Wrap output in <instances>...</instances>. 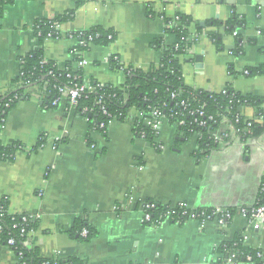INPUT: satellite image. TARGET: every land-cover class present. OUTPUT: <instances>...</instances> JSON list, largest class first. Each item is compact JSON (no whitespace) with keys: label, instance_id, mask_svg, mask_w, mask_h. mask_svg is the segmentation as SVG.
I'll list each match as a JSON object with an SVG mask.
<instances>
[{"label":"crops","instance_id":"crops-1","mask_svg":"<svg viewBox=\"0 0 264 264\" xmlns=\"http://www.w3.org/2000/svg\"><path fill=\"white\" fill-rule=\"evenodd\" d=\"M66 12L73 20L59 27V39L44 42L45 60L64 70L78 46L76 33L110 31L115 41L90 46L82 56L85 64L74 63L72 69L81 70L87 83L114 87L124 84L125 75L110 69L112 57L124 68L158 67L163 52L154 42L174 43L165 20L183 15L202 27L231 18L243 22L233 35L221 28L196 36L180 58L182 76L194 90L219 93L230 86L240 95L258 97L264 115V73L243 74L264 67V0H13L0 19V98L20 87L15 83L19 59L40 47L33 24ZM211 33L219 37V49ZM237 45L242 52L234 55ZM46 87L27 88L0 128V145L19 147L11 161L0 162V199H7L10 214L37 222L29 247L44 258H77L85 264H250L228 257L221 262L220 247L240 238L243 247L259 249L264 257V223L255 228L239 213L221 228L215 221L142 224L139 210L146 202L191 210L251 207L264 177V135L245 144L232 140L197 161L195 139L183 140L167 122L155 139L160 150L135 138L127 121L111 122L105 134L90 132L64 96L48 105ZM240 114L253 119L255 109L243 108ZM77 218L96 230L91 242L69 238ZM0 264H17L1 242Z\"/></svg>","mask_w":264,"mask_h":264},{"label":"trees","instance_id":"trees-1","mask_svg":"<svg viewBox=\"0 0 264 264\" xmlns=\"http://www.w3.org/2000/svg\"><path fill=\"white\" fill-rule=\"evenodd\" d=\"M13 4V0H0V19L3 17L4 9ZM74 14L66 12L51 20L36 21L32 26V34L37 39L39 48L19 59V76L15 83L22 82L23 85L14 92L0 98V128L2 127L8 112L20 101L25 99L24 92L33 86L46 85V99L49 106L60 99L59 89L73 90L80 86L90 87L93 92H84L77 100L74 113L77 117L85 120L90 132L105 134L107 126L113 122H130L132 133L135 138L143 137L150 145L155 144L156 134L143 125V120L138 121L132 117L133 112L140 115L157 113L174 127L183 140L197 138V150L194 157L197 161L204 160L210 153L219 148V142L214 139L213 133L220 129L222 121L226 120L233 130L239 142L245 144L249 140L257 139L264 135V115L261 109L263 100L250 95H240L230 86L225 93H209L203 90L188 88L182 76L181 60L186 55L190 45L187 39L195 34L197 37L208 29H224L227 35H233L243 27V22L231 18L224 24L210 21L205 26L194 24L189 17L179 15L177 22L172 19L165 20L166 34L174 37V43L164 46L162 41L154 42L157 50H162L163 58L157 68L144 72L131 68H124L117 58L109 59V67L112 71L122 70L125 82L122 86L100 85L95 82H86L82 71L76 72L72 64L80 63L83 54L87 53L90 46H108L115 41V34L110 31L91 29L76 33L78 46L70 51V62L64 70H59L52 62L44 58L43 44L46 40H57L60 38L59 27L73 20ZM191 26L193 31L191 32ZM209 33V32H207ZM216 49L220 48V40L215 33L209 34ZM239 45L234 50V55L241 54ZM228 73L231 77L236 74L230 67ZM248 77L264 73V67L248 68L243 71ZM99 103V104H98ZM254 108L253 119H246L240 114L243 108ZM105 112V114H103ZM182 123V125H180ZM228 139L223 138L222 142ZM89 143V140H88ZM90 144V143H89ZM19 147L13 145L3 147L0 145V162L11 161ZM153 209L145 210L150 215V224L163 222L167 218L170 221L182 223L183 210L170 207H162L152 202H146ZM264 206V177L260 180L254 202L251 207L243 208L246 216H250V210ZM232 217L237 213L235 209H223ZM213 209H196L197 217L203 216L206 220H212ZM218 218H222L220 214ZM229 222V221H228ZM37 222L32 217L10 214L8 201L0 199V242L11 249L16 256L17 264H85L77 258L51 259L41 256L36 247H26L27 234L37 229ZM82 232L86 235L82 236ZM70 239L89 243L97 236L95 229L91 228L86 219L77 218L73 227L69 230ZM12 242L9 245V242ZM221 262L230 254L238 257L239 261L250 264H264L260 260L259 249H247L243 247L240 238L226 243L218 250Z\"/></svg>","mask_w":264,"mask_h":264},{"label":"built area","instance_id":"built-area-1","mask_svg":"<svg viewBox=\"0 0 264 264\" xmlns=\"http://www.w3.org/2000/svg\"><path fill=\"white\" fill-rule=\"evenodd\" d=\"M177 20H178L177 17H174L172 19L173 22H177ZM196 40H197L196 35L192 34V35H190L188 37L187 43L188 44H193L194 42H196ZM84 64H85L84 62H80L78 65L79 66H83ZM246 74L247 73H245V75ZM18 84H19L20 87L23 85L22 82H19ZM59 92H60L61 96H64L66 98V100L68 102V105L72 109H74L76 104H77V100L80 98L81 94H83L84 92H93V89L90 88V87L80 86V87L75 88L73 90L66 89V88L65 89H59ZM219 93H222V94L225 93V89H223ZM56 104H57V102H53L52 105H56ZM103 114H105V112H103ZM132 117L134 119L138 120V121L143 120V118L145 117V119L143 120V125L145 127L149 128L154 134H156V136H158V133L160 131V128H161L162 124L167 122L166 119H164L163 117H161L160 115H158L155 112H152V113L144 115V116L133 112ZM180 125H182V123ZM213 135H214V139L217 142L220 143L219 144L220 145L219 148L228 145L230 142H232V140L233 141L237 140L233 130L231 129V127H229V125H228L226 120L222 121V126L220 127L219 130H217L215 133H213ZM226 137H227L228 141L227 142H222V139L226 138ZM141 139H143V137ZM193 139H195V141H197L196 137H193ZM156 149L160 150L161 148L157 145ZM153 208H154L153 205L149 206L146 203H143L139 207V210L141 212V223L142 224H148L149 221H150V215L148 213H146L145 210L153 209ZM170 208L171 209H176V208L182 209L183 213L181 215H182L183 218L185 217V220L191 221V222H197L200 225H203L206 222L215 221L216 224H218V226H220L221 228H224V227H226L228 221L231 220L230 214L228 212L224 211L223 209H213V212H212L213 213L212 214L213 218H212V220L209 221V220L204 219L203 216H201L200 218L197 217V215L194 213V210H191V209L187 208L183 204H179V205H176V206H173V207H170ZM237 213H239L240 215L246 216V210H244L243 208L237 210ZM220 214L222 215V218H218V216ZM247 219H248V223L249 224L253 223L255 228H259L258 224H263L264 223V206H261V207L256 208V209H251L250 210V216L247 217ZM165 221H167V222L169 221V222L172 223V221H170L169 218H167L163 222H165ZM161 223L162 222L157 223V224H152V225H159ZM173 223L174 224H178V223H180V221L173 222ZM30 235H31V232H29L27 234V241L25 242V246L26 247H29L28 246V238H29ZM85 235H86V233L82 232V236H85ZM11 244H12V242L10 241L9 245H11ZM259 257H260L261 261H264V257H263L262 252L260 253ZM228 258H229L230 261L233 260V259L234 260H238V257L236 255H234V254H230ZM246 260L249 262L250 258H247Z\"/></svg>","mask_w":264,"mask_h":264}]
</instances>
